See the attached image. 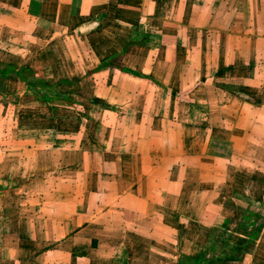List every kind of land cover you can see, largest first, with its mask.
Returning a JSON list of instances; mask_svg holds the SVG:
<instances>
[{
	"label": "crops",
	"instance_id": "1",
	"mask_svg": "<svg viewBox=\"0 0 264 264\" xmlns=\"http://www.w3.org/2000/svg\"><path fill=\"white\" fill-rule=\"evenodd\" d=\"M0 113V264H264V0H0Z\"/></svg>",
	"mask_w": 264,
	"mask_h": 264
},
{
	"label": "rangeland",
	"instance_id": "2",
	"mask_svg": "<svg viewBox=\"0 0 264 264\" xmlns=\"http://www.w3.org/2000/svg\"><path fill=\"white\" fill-rule=\"evenodd\" d=\"M5 100H6L5 101L6 104L10 103V105H11L12 103H14V97L12 95H8L5 98ZM8 107H9V110H7V112L10 113L11 110H12V105H11V107L10 106H8ZM5 109H4V111H5ZM3 114L4 113H2V115L0 116V128L2 130L3 128H5L6 124H8L9 130H10L11 129L10 124H11L12 121L7 122L5 120H2L3 118H5ZM11 117L12 116H9V120H10ZM8 134H10V132ZM3 145H5V144H3ZM244 216H245V218L242 221H240V225L239 224L237 225L238 231H243V232L245 231V232H248L249 234H253V235L256 234L257 229L255 227L259 226V224H257V222L259 223L258 218L254 217V215H252V213L250 212L249 208L244 213ZM251 219H253V221L250 222ZM255 221H257V222H255ZM243 223H244V225H243ZM246 223H253L252 224L253 227L250 229L248 226H246ZM210 232H211V234H210L211 242H210V245L208 247V253L211 252L212 250L217 249V248H222L223 249L224 246H225V240H227L230 237V235H227L228 232L227 231H220V230H211ZM250 244H251V242L250 243H248V242L246 243L247 246H249ZM196 250H197V252L200 251L201 253H204L203 249L196 248ZM205 253H207V249H206Z\"/></svg>",
	"mask_w": 264,
	"mask_h": 264
},
{
	"label": "trees",
	"instance_id": "3",
	"mask_svg": "<svg viewBox=\"0 0 264 264\" xmlns=\"http://www.w3.org/2000/svg\"><path fill=\"white\" fill-rule=\"evenodd\" d=\"M200 263V259H183V260H179L177 264H199Z\"/></svg>",
	"mask_w": 264,
	"mask_h": 264
}]
</instances>
